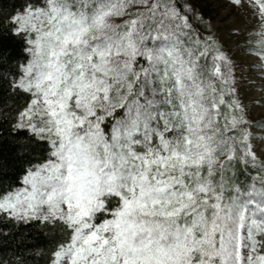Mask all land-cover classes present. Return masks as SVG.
<instances>
[{"label":"snow or ice","instance_id":"snow-or-ice-1","mask_svg":"<svg viewBox=\"0 0 264 264\" xmlns=\"http://www.w3.org/2000/svg\"><path fill=\"white\" fill-rule=\"evenodd\" d=\"M251 6L264 37V0ZM184 7L25 0L8 17L30 57L13 131L49 152L0 187V217L62 224L50 264H264V163L232 62ZM233 160L260 171L228 185Z\"/></svg>","mask_w":264,"mask_h":264},{"label":"trees","instance_id":"trees-1","mask_svg":"<svg viewBox=\"0 0 264 264\" xmlns=\"http://www.w3.org/2000/svg\"><path fill=\"white\" fill-rule=\"evenodd\" d=\"M25 0H0V187L18 186L25 170L48 156L47 143L28 132H14L19 110L26 107L30 95L11 87L12 80L29 59L22 37L9 31L10 17L21 10ZM202 10H205L202 8ZM234 165L241 169L240 163ZM244 180V178H243ZM62 224L40 221L21 222L0 217V264H50V256L64 239Z\"/></svg>","mask_w":264,"mask_h":264},{"label":"rangeland","instance_id":"rangeland-1","mask_svg":"<svg viewBox=\"0 0 264 264\" xmlns=\"http://www.w3.org/2000/svg\"><path fill=\"white\" fill-rule=\"evenodd\" d=\"M177 4L185 6L183 12L189 15L193 29L202 37H213L232 62L235 98L243 106L258 163H264V61L257 55L264 37L260 35L258 6H251L253 0H241L240 4L234 0H177ZM240 166L236 167L234 160L227 164L223 172L226 184L243 187L260 171L259 167Z\"/></svg>","mask_w":264,"mask_h":264}]
</instances>
